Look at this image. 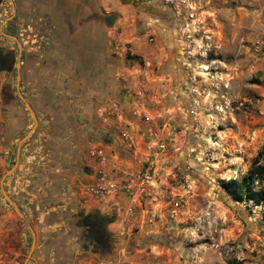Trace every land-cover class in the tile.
<instances>
[{
	"label": "rangeland",
	"instance_id": "1",
	"mask_svg": "<svg viewBox=\"0 0 264 264\" xmlns=\"http://www.w3.org/2000/svg\"><path fill=\"white\" fill-rule=\"evenodd\" d=\"M2 2L0 51L12 58L13 68L0 72V85L2 78L11 81L29 123L12 147L0 150V160H7L0 164V203L16 226L26 219L24 211L30 217L23 222L28 251L33 238L36 248L38 237L79 231L77 196L62 215L65 222L54 223L65 180L50 176L46 190H31L37 169L50 164L48 170L63 174L67 161L59 154L75 157L80 151L76 145L47 146L53 136L36 134L37 127L17 150L34 117L20 84L16 89L23 44L11 26L14 0ZM134 2L109 6L115 96L122 102L116 98L110 119L86 143L78 172L98 180L108 178L106 167L121 168L124 181L149 167L152 179L132 195L122 189L119 203L110 201L113 248L101 254L80 246L72 264H264V203L235 202L220 187L222 180L241 179L254 162L264 163V0ZM91 148L103 150V157H90Z\"/></svg>",
	"mask_w": 264,
	"mask_h": 264
},
{
	"label": "crops",
	"instance_id": "2",
	"mask_svg": "<svg viewBox=\"0 0 264 264\" xmlns=\"http://www.w3.org/2000/svg\"><path fill=\"white\" fill-rule=\"evenodd\" d=\"M119 1L121 4L129 3V0ZM115 2L116 0H14L15 17L11 26L19 32L23 44V60L15 66L16 89H19L20 84V89L36 116L37 123L33 122V127H37L36 134L46 132L53 136L47 146L68 148L76 145L77 151H80V156L77 153L75 157H70L66 152L59 154L66 156L62 157V160L67 161L62 166L65 169L63 174L57 175L56 170H48V163L49 168L44 166L42 170L37 169L39 176L32 180H36L31 190L33 195L35 186H40L41 192L47 189L45 182L51 179L50 176L66 181L67 192L61 198L62 204L55 206L59 212L58 219L54 221L55 226L65 222L62 215L73 197L75 199L77 196L73 201L76 203V213L84 208L80 205L84 201L86 207L95 208L90 211L107 216L110 201L119 203L125 194L120 187L125 174L121 168L104 169L108 175L107 182L114 188L102 197L88 195L89 188L98 184L97 178L91 174L80 176L78 172L79 166L83 164L86 143L93 140V133L98 131L100 122L110 119L116 98L119 103L122 102L119 94L115 96L118 83L115 78L116 57L112 47L114 34L107 21L109 6L115 5ZM3 7L2 2L0 11ZM0 33L4 34L3 31ZM7 35L13 37L14 34ZM1 80L0 150L4 151V146L5 149L12 147L18 135L26 130L29 117L19 106L11 81L8 78ZM117 90L120 91L119 88ZM44 143L42 141L41 145ZM6 162L5 158L0 160L1 166ZM120 164L127 168V165ZM84 169L87 171V167ZM19 170L20 165L17 172ZM14 177H18V174L11 178ZM5 179L8 182L9 179ZM71 184L78 186L72 190L69 188ZM84 212L86 214L88 211ZM24 214L26 219L22 218L24 220L19 221L20 224L16 226L13 221L15 217L11 216L6 205L4 207L0 203V264H72L81 250L80 246L84 248L80 230L76 234L60 231L54 238L49 235L41 239L38 237L36 248L28 257L30 249L26 250L28 240L23 222L28 223L30 217L25 211Z\"/></svg>",
	"mask_w": 264,
	"mask_h": 264
},
{
	"label": "flooded vegetation",
	"instance_id": "3",
	"mask_svg": "<svg viewBox=\"0 0 264 264\" xmlns=\"http://www.w3.org/2000/svg\"><path fill=\"white\" fill-rule=\"evenodd\" d=\"M134 1L136 0H129V3L134 4L135 3ZM0 59L3 61L2 72L5 71L7 73H10L11 72L10 70L13 68L12 58H10L9 55L2 53L0 51ZM35 120H36V117L34 121ZM78 213L79 212L77 211L76 213L77 228L80 230V237H81L80 239H81V242L84 248L86 250H89L95 253H101V254L109 252L113 248L111 247L113 245V241L110 242L109 239H106L104 232H103L105 225L108 229L109 223H107L105 219L101 218L100 217L101 215L95 211H88L85 214V212L82 210L81 218L78 216ZM105 246L107 247L104 248ZM105 249H107V251H105Z\"/></svg>",
	"mask_w": 264,
	"mask_h": 264
},
{
	"label": "trees",
	"instance_id": "4",
	"mask_svg": "<svg viewBox=\"0 0 264 264\" xmlns=\"http://www.w3.org/2000/svg\"><path fill=\"white\" fill-rule=\"evenodd\" d=\"M220 187L235 202L246 201L259 206L264 203V163L254 162L241 179L222 180Z\"/></svg>",
	"mask_w": 264,
	"mask_h": 264
},
{
	"label": "built area",
	"instance_id": "5",
	"mask_svg": "<svg viewBox=\"0 0 264 264\" xmlns=\"http://www.w3.org/2000/svg\"><path fill=\"white\" fill-rule=\"evenodd\" d=\"M89 156L93 158H102L103 150L98 148H91L89 150ZM150 168H145L144 171H139L128 176L126 180L121 183V189L130 195L134 194L143 188L144 185L149 184L151 181ZM98 184L89 188L88 195L95 197H102L109 193L110 190L114 188L113 185L107 182V178L104 175L97 180Z\"/></svg>",
	"mask_w": 264,
	"mask_h": 264
},
{
	"label": "water",
	"instance_id": "6",
	"mask_svg": "<svg viewBox=\"0 0 264 264\" xmlns=\"http://www.w3.org/2000/svg\"><path fill=\"white\" fill-rule=\"evenodd\" d=\"M110 25V24H109ZM2 70H3V61L0 59V72H2ZM23 99V98H22ZM24 100V99H23ZM24 102H25V100H24ZM25 105H26V107H27V109H28V111H29V113L35 118V116H34V113H33V111H32V109H31V107H30V105L27 103V102H25ZM37 123V121L35 120V124ZM34 128H35V126L33 127V128H31L30 130H29V132L24 136V138L20 141V143H19V146H18V150H19V148H20V145H21V143L25 140V139H27L29 136H30V134L33 132V130H34ZM102 135H103V138H109V139H111V137H110V133L108 132V131H102ZM17 167V163L15 164V166L13 167V168H11V170L10 171H12L13 169H15ZM10 171L8 172V173H10ZM8 174H6L3 178H5L6 176H7ZM11 203H13L11 200H10V198H7ZM13 205L15 206V203H13ZM15 209L17 210V208H16V206H15ZM78 216L81 218L82 217V210H78ZM101 218H103V219H105L106 220V222L107 223H110V222H112V220L113 219H111L110 217H108V216H100ZM103 232H104V235H105V238L106 239H109V240H113L114 239V237L113 236H111L110 234H109V232H108V229H107V227H106V225H105V227H104V230H103ZM33 249H34V238L32 239V242H31V247H30V251H29V254H28V257L31 255V253L33 252Z\"/></svg>",
	"mask_w": 264,
	"mask_h": 264
}]
</instances>
